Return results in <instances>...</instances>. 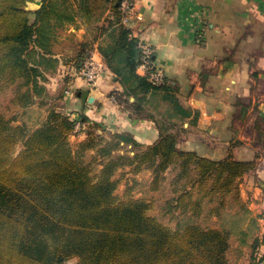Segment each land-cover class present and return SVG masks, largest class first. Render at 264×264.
I'll return each instance as SVG.
<instances>
[{"label":"trees","instance_id":"trees-1","mask_svg":"<svg viewBox=\"0 0 264 264\" xmlns=\"http://www.w3.org/2000/svg\"><path fill=\"white\" fill-rule=\"evenodd\" d=\"M28 1L0 0V78L26 85L16 102L27 107L40 96V81L55 66L48 54L57 26L78 15L90 18L93 8L108 5L112 17L102 27L99 50L123 85L115 99L137 118L155 117L147 105L158 96L170 102L159 119V138L135 157L156 172L178 164L182 176L192 174L193 188L204 195L194 198L192 187L186 188L176 198L178 206H200L205 195L216 193L240 198L239 179L255 160L232 154L214 159L177 145V124L170 118H184L191 110L180 103L177 86L167 77L157 84L137 71L139 39L123 22L122 0H43L35 10L27 8ZM91 47L82 48L79 67ZM75 128L76 122L55 107L30 132L0 112V264H60L72 257L78 258L75 264H227L226 232L198 223L173 228L150 214V202L130 188L118 196L112 162L93 175L74 156L69 136ZM114 135L119 142L142 145L131 133ZM20 140L24 148L15 155Z\"/></svg>","mask_w":264,"mask_h":264},{"label":"crops","instance_id":"crops-1","mask_svg":"<svg viewBox=\"0 0 264 264\" xmlns=\"http://www.w3.org/2000/svg\"><path fill=\"white\" fill-rule=\"evenodd\" d=\"M42 1L29 0L27 8L35 10ZM91 14L57 26L48 54L55 66L45 71L40 85L53 95L63 81L65 94L50 105L76 122V141L87 136V126L96 124L104 135L125 131L146 147L159 138V119L164 116L150 102L147 111L155 117L132 116L130 108L115 99L123 85L109 68L92 85L80 75L82 48L90 44L99 50L105 38L102 27L112 17L108 5L93 8ZM126 24L133 36L153 47L157 64L177 86L180 103L191 110L184 118H170L177 124V145L214 159L232 154L255 160V167L239 179V189L264 221V0H132ZM48 77L58 82L50 85ZM85 89L93 100L84 105L78 92ZM34 98L38 102L42 97ZM157 98L159 108L170 105L162 95Z\"/></svg>","mask_w":264,"mask_h":264},{"label":"rangeland","instance_id":"rangeland-1","mask_svg":"<svg viewBox=\"0 0 264 264\" xmlns=\"http://www.w3.org/2000/svg\"><path fill=\"white\" fill-rule=\"evenodd\" d=\"M21 81L22 79L13 83L0 78V112L10 119L12 124H22L30 132L41 127L49 115L51 105L60 102V97L65 94L64 83L59 80V87L54 90L53 95L39 91L41 102H33L23 107L15 101L16 94L26 89V85H22ZM45 82L52 85L58 81L48 77ZM164 106L159 108L157 102L150 105L161 114L165 111ZM86 128L89 129L86 131L87 136L79 141L72 137L77 134L76 131L69 136L74 156L91 168L93 175L98 174L105 164L112 162V179L117 180L115 193L118 196H123L127 188H130L135 197H144L150 202V214L173 228L198 223L207 228L223 230L228 234L229 240L226 251L227 264H263L262 257L259 259V251L264 244V221L261 219L263 215L252 210L241 195L238 198L234 192L223 195L216 193L205 195L200 206H178L176 198L186 188L192 187L194 198L204 195V190L199 189L197 185L193 188L192 179L190 180L192 174L182 176L178 164H171L163 171L156 172L150 163L140 162L139 158L135 157L145 146L127 147L128 142L121 144L114 135L116 132L104 135L96 130L102 128L96 124ZM23 148L24 141L20 140L14 154H18ZM77 261V257H72L60 264H75Z\"/></svg>","mask_w":264,"mask_h":264},{"label":"built area","instance_id":"built-area-1","mask_svg":"<svg viewBox=\"0 0 264 264\" xmlns=\"http://www.w3.org/2000/svg\"><path fill=\"white\" fill-rule=\"evenodd\" d=\"M121 9L124 13L123 22L127 23L132 11V0H122ZM141 60L138 64V68L141 70L143 75L148 76V78L153 83H162L165 81L166 76L162 67H160L154 58L153 47L145 42L139 41ZM107 64L98 49L91 47L88 50V55L84 60L83 65L80 68V75L89 84H95L99 77L106 71ZM79 124V120H77Z\"/></svg>","mask_w":264,"mask_h":264},{"label":"water","instance_id":"water-1","mask_svg":"<svg viewBox=\"0 0 264 264\" xmlns=\"http://www.w3.org/2000/svg\"><path fill=\"white\" fill-rule=\"evenodd\" d=\"M117 78V77H116ZM90 90L89 89H85L83 91H79L78 94L82 96L83 99V104L85 105L86 101H92L93 100V96L89 95Z\"/></svg>","mask_w":264,"mask_h":264}]
</instances>
